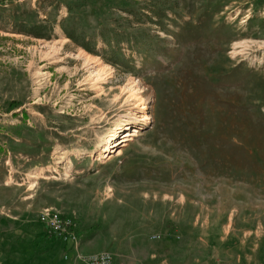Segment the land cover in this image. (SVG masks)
Returning a JSON list of instances; mask_svg holds the SVG:
<instances>
[{"label": "rangeland", "instance_id": "1", "mask_svg": "<svg viewBox=\"0 0 264 264\" xmlns=\"http://www.w3.org/2000/svg\"><path fill=\"white\" fill-rule=\"evenodd\" d=\"M131 80L149 120L107 157ZM46 209L76 243L45 236ZM191 235L207 264H264V0H0V264Z\"/></svg>", "mask_w": 264, "mask_h": 264}, {"label": "crops", "instance_id": "2", "mask_svg": "<svg viewBox=\"0 0 264 264\" xmlns=\"http://www.w3.org/2000/svg\"><path fill=\"white\" fill-rule=\"evenodd\" d=\"M192 236L193 235L187 238V242L185 241V237H183L184 242L182 241V243L180 244V248H176L177 246H174L173 249L168 248V250L162 251L160 249V251L147 250L146 245H148L149 243L147 240L145 244V250H142L140 254L139 249L144 247L137 245L133 238L129 240L125 239V241L123 239H118L117 243V237H115L111 241H115L114 244L117 245L112 246V244L109 242H107V244H111L110 246L112 247H110V250L114 256V263L117 264H207V262L209 261V257L205 258L201 256V253H207V248L205 244H207L208 242L206 238L199 236V243L202 245L204 243V246L201 250L198 251L194 248L193 244H191ZM88 237L89 236L86 235H80L78 241V243L80 244L79 250L82 249V251H87L89 249L88 245L86 244V240L88 239ZM214 238L217 241L216 243L218 245V249L220 247L221 249L226 250L227 252L231 250V248L233 249L236 242H238L233 232H231L229 229H222L218 231L216 237ZM151 239L155 241L156 238ZM122 241L123 243H121ZM174 243L176 242H168L167 247H170ZM161 247H164V245H162ZM219 252L221 255L224 253L221 252V250ZM194 255H197L199 258H194ZM227 262L229 261L225 260V262L223 261L222 263L225 264Z\"/></svg>", "mask_w": 264, "mask_h": 264}, {"label": "bare ground", "instance_id": "3", "mask_svg": "<svg viewBox=\"0 0 264 264\" xmlns=\"http://www.w3.org/2000/svg\"><path fill=\"white\" fill-rule=\"evenodd\" d=\"M82 53V52H81ZM84 61L87 66H89L94 58L88 54L84 53ZM82 57V56H81ZM95 61V60H94ZM97 63V62H96ZM91 70V78L94 83H98L101 81L105 66L103 64H96ZM46 73L41 72L40 75H45ZM138 84L135 83L134 80H131L127 85L128 92V100L134 101L135 106L133 109H130L128 118L121 120L118 119L117 127L109 134L107 140L103 143L102 151L103 153H107L105 156L117 150V146L123 144L125 141L129 140L135 133L134 125L138 121H142L143 123L148 122L149 116L145 113L146 103L145 99L142 96V91L139 90ZM138 109V110H137Z\"/></svg>", "mask_w": 264, "mask_h": 264}, {"label": "built area", "instance_id": "4", "mask_svg": "<svg viewBox=\"0 0 264 264\" xmlns=\"http://www.w3.org/2000/svg\"><path fill=\"white\" fill-rule=\"evenodd\" d=\"M42 217L46 219V234L51 237H56L64 242L76 243L77 241V226L73 220H65L52 214L49 209H46L42 214ZM154 237H157L154 235ZM88 264H112L111 254L103 251L96 254H92L86 257Z\"/></svg>", "mask_w": 264, "mask_h": 264}, {"label": "trees", "instance_id": "5", "mask_svg": "<svg viewBox=\"0 0 264 264\" xmlns=\"http://www.w3.org/2000/svg\"><path fill=\"white\" fill-rule=\"evenodd\" d=\"M45 236H46L47 238H49V239H56V240H60L59 238H56V237H51V236H49V235H47V234H45Z\"/></svg>", "mask_w": 264, "mask_h": 264}]
</instances>
